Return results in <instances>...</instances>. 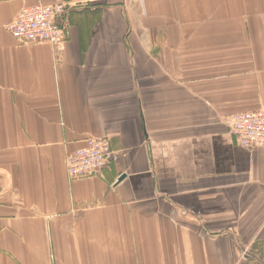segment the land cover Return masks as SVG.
Masks as SVG:
<instances>
[{"label":"crops","instance_id":"0c3cea01","mask_svg":"<svg viewBox=\"0 0 264 264\" xmlns=\"http://www.w3.org/2000/svg\"><path fill=\"white\" fill-rule=\"evenodd\" d=\"M38 1L62 43L11 35ZM258 110L264 0H0V264H264ZM88 137L116 161L71 179Z\"/></svg>","mask_w":264,"mask_h":264},{"label":"built area","instance_id":"2783aa9c","mask_svg":"<svg viewBox=\"0 0 264 264\" xmlns=\"http://www.w3.org/2000/svg\"><path fill=\"white\" fill-rule=\"evenodd\" d=\"M72 5L67 1L46 4L38 1L21 10L9 25L14 39L22 44H52L65 40L68 13ZM238 143L247 149L264 147V111H248L236 114L230 124ZM115 152L108 137L85 139V145L67 154L66 165L71 179L101 176ZM234 264H250L247 262Z\"/></svg>","mask_w":264,"mask_h":264},{"label":"water","instance_id":"95a60500","mask_svg":"<svg viewBox=\"0 0 264 264\" xmlns=\"http://www.w3.org/2000/svg\"><path fill=\"white\" fill-rule=\"evenodd\" d=\"M125 178V175H122L119 179V181H122Z\"/></svg>","mask_w":264,"mask_h":264}]
</instances>
